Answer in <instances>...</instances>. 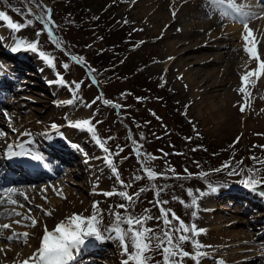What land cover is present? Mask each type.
I'll use <instances>...</instances> for the list:
<instances>
[{
  "label": "rangeland",
  "instance_id": "374dc122",
  "mask_svg": "<svg viewBox=\"0 0 264 264\" xmlns=\"http://www.w3.org/2000/svg\"><path fill=\"white\" fill-rule=\"evenodd\" d=\"M57 1L60 3H56ZM141 1L143 3H138L141 6L126 8V0H85L88 6L87 14L82 17H89L93 20L100 16L103 19L115 16L127 21L125 24L132 33L133 39H129L130 44L125 46L115 45L114 40L105 39L102 32L97 30L93 24L87 29L77 28L75 26L77 17L63 11L65 6L63 0L52 2L35 0L36 4H29L28 0H23L27 8H32L34 20L25 16L24 8H21L15 0H0V11H4L14 22L27 25L29 19L33 21L31 25L23 27L19 32H13L7 27V22L0 21V65H3L0 69V132L6 133L0 136V159L9 158L4 157V154L8 152L9 144L15 146L23 143L25 149L32 150L37 147L36 152H38L52 142L62 141L69 149L72 147L71 142L78 146V159L81 163L87 160L95 166L91 169L90 176L83 174L74 176L72 170L77 168L78 160H76L65 169L57 173L52 172L48 179L42 178L36 181L0 186V193L7 189H15L16 192L27 196L25 200L24 196L11 194L12 199L23 204L22 208L7 204L0 206V224L11 225V228L4 230L0 236V264H21L38 250L44 234V226H47L49 231H54L59 223H67L74 214L90 217L93 212H96L98 218L102 217V224L99 226L102 230L114 223V217L109 215V210L127 215L124 209L117 208L116 205L129 202L118 195L107 197L103 195L104 192L127 191L129 195L139 193L138 197L134 196L136 201L134 206H129L132 215L159 216L160 211L155 203V192L161 186L163 191L158 198L169 201L164 207L172 209L185 224L194 223L197 224L198 229L206 230L196 238L202 244L207 245L210 241L221 240L217 231H208V227L214 225L215 221H220L222 233L228 229L229 231H243L251 241L248 244L250 246L248 250L251 251L240 253L243 257L237 260L250 259L239 264H264V197L249 191L239 183L244 176L248 175L247 169L249 168L261 169L256 178L264 179V165L251 159L255 156L259 160H264V148L259 147L264 146V89L245 85V91L250 93L245 101V93L240 92L238 87L234 86L231 92L236 97L233 96L224 105L225 107L222 106L219 115L212 111L211 104L223 103L225 89L212 91L206 94L204 99L194 101L193 87L190 83H186L181 73L183 67L179 64L186 58V61L193 64L189 69L193 73L198 65H195L194 59L191 58L201 59L204 58L205 52L206 54L208 52L218 54V52L208 51L206 47H202L200 50L184 51L179 57L180 60L172 64H167L171 60L163 62L162 57L167 54L164 47L167 42L174 40L166 39L160 43L159 40H162L160 34L151 35L150 30L141 28V20L137 17L139 14L148 12L151 7L148 0H139ZM107 3L109 5L104 8ZM37 4L42 7L38 8ZM255 4L259 6L255 10L260 14V18L253 19L249 23L253 34L256 31L254 25L259 28L264 25V7H262L264 2L253 0V5ZM43 7L50 9L51 18L55 23L54 35L59 44L48 36V26L37 19V16L46 15L42 10ZM201 8V4H197L195 21H200L198 15L202 13ZM190 10L193 8L185 11L187 17H190L188 15ZM22 12L24 15L20 14ZM220 26H227V30L232 31L231 33L240 31L241 33L231 36L235 37L233 43L241 45L240 36L246 33L239 21L224 19ZM37 33L40 35L38 36ZM21 38L26 42H38L37 53L12 52L11 47ZM188 46L182 50L187 49ZM260 49H264V46H260ZM98 50L101 52L100 55L112 65L105 66L106 68L103 69L98 68L94 61ZM39 51H44L51 57L55 66H49L46 61L42 60L39 57ZM188 55L190 56L187 57ZM71 57H76V60H72ZM81 59L86 66L77 62ZM64 63L69 65L68 69H64ZM123 65H127L132 78H126L119 72H115L116 68ZM224 65L228 66L227 68L231 67L227 61L220 64L221 67ZM130 67L136 69L135 73L131 72ZM203 68L206 72L212 70L213 66L206 65ZM57 73L64 77L65 85L50 83L58 79ZM192 73L188 75L186 73V76ZM93 77L96 82H93ZM202 78L198 79L199 85L205 82ZM133 81L137 84L141 82L156 84L158 90L154 91L157 95H151L148 101L138 102L133 96L136 91L140 93L141 89ZM72 82L81 85L75 93V98L71 90L75 87ZM2 91L4 92L1 93ZM98 97L102 98L97 99ZM69 99H74L72 105L62 103ZM104 99L113 103L105 105ZM115 104H120L121 107L116 108ZM168 106L173 109H168ZM241 106L245 107L244 112L240 111ZM175 113L178 118L172 120L170 115ZM82 119H91L92 126L96 129V138L105 143V147L110 150L109 153H105L96 144L92 133L70 126V122L74 123ZM145 119H151L152 124L145 125ZM52 124L57 125L59 134L51 128ZM24 132L31 133V135L24 136ZM45 133L51 135L52 139H47ZM68 135H71L70 141ZM80 135L83 142L78 144L73 137H80ZM142 135L143 140H141ZM130 136L137 141L138 145H141V153L155 156L157 159L147 160L145 163V156H141L138 160L134 152L135 146L129 140ZM237 138H239L238 142H236ZM120 148H123L122 152L119 151ZM117 152L118 155L115 154ZM164 153L169 155L165 156ZM105 157L113 160L121 180L125 184H130V187L123 188L116 181L115 174L112 173ZM53 160L55 162L56 158ZM241 161L242 163H239ZM225 162L230 163L237 170L243 169V174L228 175L231 169L223 168ZM145 168L157 173V177L150 180L144 171ZM166 168L175 169L179 178H173L170 171L167 172L168 179L160 176L159 174ZM218 168L222 170L214 171ZM185 169L188 173H192L191 177H188ZM200 171H206L209 177L201 178ZM133 176L142 178L133 180ZM87 182L90 184L88 185ZM209 185L218 188V191L212 193ZM54 186L75 192L85 199L86 204L79 206L78 209L76 205L70 208L67 205L68 212L61 210L57 205L59 201L52 200L51 188ZM142 188L143 192L140 191ZM100 189L103 190L102 193L98 195L93 193ZM189 190L197 196L196 206L192 205V197L188 195ZM199 192L207 194L199 196ZM94 202H99V210L93 208ZM212 206L223 209L213 211ZM29 209H31L30 215L37 221L35 227L22 226L30 224V221L23 220L24 215H29ZM145 209L150 211L145 213ZM13 210L21 212L22 216L9 217L6 215L7 212ZM45 212L51 215H45ZM193 212L196 213L195 216ZM169 219H171V214H169ZM16 220H21V224H16ZM232 220H234L233 225H225ZM174 223L178 224V221ZM146 226L156 231L164 227L162 220L158 223L155 219L147 221ZM122 227L127 228V225H122ZM13 232L29 233L27 243L15 241L10 243L4 238L12 235ZM94 240L91 237L87 239L88 242ZM182 246L184 250L194 252L190 243ZM238 246L240 245H233L228 250L229 252L224 253H234L233 248L237 249ZM210 249L212 248L207 247L201 251L206 253ZM117 250H120L121 254L117 253ZM131 250L129 248V251ZM150 255L153 256L151 264L162 261L159 252L150 253ZM237 255L231 254L229 258L233 259ZM6 256L10 263L4 259ZM126 258L119 242L111 240L104 253L92 255L89 262L86 261L83 264H122ZM226 258L215 262L206 257H200V260L201 264H220L221 261L224 264ZM29 264H32V261H29ZM70 264L73 262L71 261ZM184 264H195V262L190 258H185Z\"/></svg>",
  "mask_w": 264,
  "mask_h": 264
},
{
  "label": "snow or ice",
  "instance_id": "6c2138e0",
  "mask_svg": "<svg viewBox=\"0 0 264 264\" xmlns=\"http://www.w3.org/2000/svg\"><path fill=\"white\" fill-rule=\"evenodd\" d=\"M29 4L35 3V0H28ZM208 6L211 10L218 14L220 17L225 19H231L232 21H239L245 30L246 35H244L243 39L246 41L250 47L246 48V51L250 54L252 58L259 60V56L257 55V51L255 48V42L253 37V30L249 28V23L253 19H259L260 14L255 11L246 10L248 6L245 4H237L235 0H207ZM37 7H42L37 4ZM264 7V5H262ZM45 12V16H37L38 20H41L47 27V34L53 40L59 44L56 36L54 35L55 23L51 18L50 9L43 7L42 9ZM27 14L29 16L34 15L32 12V8L29 7L26 9ZM24 15V13H20ZM175 11H173V16H175ZM0 21L7 22V27L13 32H19L23 27L27 25H31L33 23L32 20L27 21V25H22L20 23L14 22L10 17L4 12L0 11ZM127 23V21H124ZM142 31V29H141ZM39 36L40 33H37ZM142 43V42H141ZM38 42H26L24 39H19L14 43V46L11 47V51L16 53L20 51H31L32 53H37ZM39 57L46 61L49 66L54 67L53 59L49 57L44 51H39ZM72 60H76V57H71ZM169 59H172L171 57ZM78 63L85 64V62L81 59L77 61ZM86 66V64H85ZM64 69H68L69 65L67 63L63 64ZM3 68V65H0V69ZM91 71V70H90ZM259 71L264 72V62H261L259 65ZM256 71H252L247 73L242 77V82L247 85L249 77L256 75ZM58 79L52 81L50 83H55L59 85H65L66 81L64 77L57 73ZM93 82L95 78L93 77ZM182 79V77H181ZM75 87L72 90L73 97L75 98V93L80 89V83L72 82ZM166 83V81H165ZM163 86V84L161 85ZM240 92L245 93V101H247L250 93L245 91V87H241L239 89ZM123 95V94H122ZM102 97H98L97 99H101ZM143 97H137V100H143ZM62 103H66L72 105L74 103V99H69L67 101H63ZM105 105H111L113 102L107 99L103 100ZM90 106V105H87ZM116 108H120V104L114 105ZM245 107L241 106L240 111L244 112ZM155 115V113H153ZM159 119V117H157ZM70 126L73 128L86 130L89 133H92L95 138V142L105 153H109V148L105 147V143L102 142L99 138H96V129L92 126L91 119H82L78 122H70ZM51 128L59 134V129L56 124H52ZM15 131V129L13 130ZM6 133L0 132V136H4ZM24 136H30L31 133L24 132ZM47 139H52V136L45 133L44 134ZM143 135L141 136V140H143ZM190 139V138H186ZM131 143L135 146L134 152L137 155V158L141 156H145V163L147 160H155L157 157L146 155L141 153L140 147L137 141L133 139L131 136L129 137ZM239 138H237L238 142ZM29 143H32L29 141ZM74 148L78 147L77 145H72ZM15 148H19V151H15ZM264 148V146H259ZM120 152L123 151V148L119 149ZM195 151V149H193ZM118 155L119 153H115ZM180 154V153H175ZM7 155L9 158L13 157H27L30 160H34L40 163L44 162V157L34 153L28 149H25L24 144L20 143L18 145L9 144ZM165 156L169 155L168 153H164ZM107 164L111 168L112 173L115 174L116 181L123 187L128 188L131 185L125 184L123 180L120 178V174L117 168L114 166L113 160L105 157ZM258 164L264 165V160H259L257 157H251ZM239 163H242L239 162ZM223 168H230L231 170L228 172V175H242L243 169L237 170L236 167L232 166L230 163L225 162ZM222 169H214V171L219 172ZM144 171L147 173V177L151 179H155L157 177V173L154 171L145 168ZM172 172L173 178H179L178 174L175 173V169H165L164 172L159 175L165 179H168L167 172ZM261 171V169H247L248 175L244 176L243 179L239 181L240 184L243 185L244 188L248 189L251 192L257 193L259 196L264 197V179L256 178L257 174ZM185 172L188 174V177L192 176V173H188V170L185 169ZM201 178H205L208 176V173H201ZM142 177L133 176V180H139ZM155 187V186H153ZM211 192L216 193L218 188L212 187L209 185ZM141 192L144 189H140ZM161 191H163V187L155 192L156 197V206L159 207L160 215L156 217H152L150 215L143 216H133L129 211V206H134L135 197L139 196V193L134 195H129L127 191H119V192H104L103 195L107 197H111L113 195H118L120 197L125 198L129 203L127 204H118L117 208L124 209L127 215H123L120 212H112L109 210V215L114 217V223L105 229H101L99 226L102 224V217L97 216L96 212L90 217H83L81 215H72L67 223L61 222L59 223L54 231H49L47 226H44V234L41 238V243L38 250L33 253L28 259L21 262V264H29V261H32V264H70V262L74 259V253L81 250L82 247L86 245V241L88 238H94L98 241L104 240H115L118 241L123 254L127 257L122 261V264H151L153 260V256L150 253L159 252L162 256V261H156V264H184L185 258L192 259L195 264H201L200 257H206L207 253L201 251V249L210 247L209 245L202 244L197 237H199L206 230L198 229L197 226L193 223L191 225L185 224V222L180 219L177 214L169 208L164 207V205L168 204V200H161L158 197L160 196ZM11 194H16L15 189H7L3 193H0V206L14 205L17 207H23V204H20L17 200L11 198ZM207 193L199 192V196H204ZM19 195L24 196V199H27V196L24 193H19ZM188 195L192 197V205H197V196H195L191 190H189ZM176 199V197H173ZM184 203V201H180ZM93 208L99 210V202L93 203ZM29 215H24L23 220L30 221V224H25L22 226L25 227H35L37 221L30 215L31 209L28 210ZM145 213L149 212V209L144 210ZM169 214H171V219H169ZM6 215L11 216H22V213L19 211L13 210L12 212H7ZM45 215H51V213L45 212ZM196 213L193 212V216ZM155 219L158 223L163 221V229L160 231H156L153 228L147 227L146 222ZM178 221V224L174 222ZM16 224L20 225L21 220H16ZM86 225V227H85ZM122 225H127V228L122 227ZM11 228L10 224L4 223L0 224V236H2L4 230H8ZM107 233V235H105ZM191 233V235H189ZM175 234V235H174ZM29 237V233H16L13 232L12 235L4 237L10 243L15 242H23L27 243ZM190 243L194 252H189L184 250L183 244ZM129 248L132 250L129 251ZM220 264H223L221 261Z\"/></svg>",
  "mask_w": 264,
  "mask_h": 264
},
{
  "label": "bare ground",
  "instance_id": "6f19581e",
  "mask_svg": "<svg viewBox=\"0 0 264 264\" xmlns=\"http://www.w3.org/2000/svg\"><path fill=\"white\" fill-rule=\"evenodd\" d=\"M261 1L264 2V0ZM148 2L151 5L148 12L139 14L137 17L138 20H141V28L150 30L151 35H154L156 33L160 34V38L162 39L159 40L160 43H162L166 39L174 40L166 43L164 50L166 49L167 54L162 57L163 62L171 60L167 64H172L173 62L180 60L179 57L184 51L197 49L200 50L202 49V47H206V50L208 51L214 50L218 52V54H211L209 52L206 54L205 52L203 54L204 58L201 59L191 58L194 59L195 65H198L193 73L192 70H189L193 64H190L189 61H186V58L184 60H181L179 64L180 67H183V71L181 73L183 78H185L186 83H190V85L193 87L192 97L194 101L198 102L204 99V96L208 93H211L212 91H220L222 89H225V93L223 94V99L225 100H223V103L211 104V107H213L212 111L219 115V112H221L222 110V106H224L233 96H235V94L231 92L232 88L234 86L236 88L237 86L239 90L241 87H245V84L242 82V77L252 71H256L257 74L249 77L247 85H250L251 87H258L260 88V90L264 89V72L259 71L260 63L264 62V49H260V46H264V25L259 28L258 26L252 24L256 29L255 33L253 34V37L257 55L259 56V60H257L255 58H252L250 54L246 51V48L251 46L248 45L243 39L244 35L246 34L240 36L241 45H236L235 43H233L235 37L231 35H237L241 32L235 31L234 33H231L232 31L229 32L227 30V26L221 27L220 24L225 18L220 17L218 14L214 13L208 6L207 0H148ZM235 2L237 4L247 5L248 9L246 10L258 12L257 10H255V8H259V6L257 4H255L254 6L253 0H235ZM138 3H143V1L139 2V0H126V8H135L137 6H141V4ZM197 4H201L202 7V13L198 15L200 21H195V15H197ZM188 8H193V10H190V13H188L190 17H187L185 12ZM173 11H175L176 13L175 16H173ZM187 45H189L187 49L182 50ZM189 56L190 55H188L187 57ZM227 56L229 58L228 60ZM170 57L172 59H169ZM225 61L230 64V68H227L228 66L226 67L225 65L224 67L220 66V64H223V62ZM206 65H212L213 69L205 72L203 67ZM177 68L179 69V67ZM190 72L192 74L186 76V73L188 75ZM199 78H202V80L205 81L201 85H199ZM3 92L4 91H2L1 93ZM67 137L70 141L71 135H68ZM73 139L78 142V144H81L83 142V138H81V135L80 137L74 136ZM71 145H74L73 142H71ZM47 146L49 147V150ZM44 147L46 148H43L41 151L38 152H36L37 147H34L32 150H30L34 153L36 152L37 154L43 156V163L30 160L27 157H13L3 159L1 158L0 186L9 183H25L29 181H36L41 180L42 178L48 179L51 176L50 174L52 172L57 173L62 169H65L66 166H69L70 164L74 163V161L76 160H78L77 168L75 170H72V173H74L72 175L74 176H78L81 174L90 176L91 169L95 167L93 163L91 164V162L89 163L87 162V160H83L81 163V161L78 159V147L74 148L72 146L69 149L62 141L52 142L50 143V145L48 144ZM14 150L19 151V148H14ZM4 157H8L7 152L4 154ZM55 158L56 163L53 160ZM95 159L99 160V158ZM47 169L52 171H47ZM89 184L90 183H88V185ZM102 192L103 190L100 189L93 193L95 195H98ZM51 193H53L52 200H58L59 203L57 205H59L58 207L63 211L68 212L69 209H67V205H69V208L74 207L76 205L78 209L79 206L86 204L85 199L82 196L61 187H52ZM15 195L20 196L19 192H16ZM212 207L213 211L223 209L222 207ZM232 223L234 224V220H232L230 223H226L225 225L230 226L233 225ZM220 225V221H215L214 225L208 227L209 232H212L213 230L217 231L218 234H220L218 237L221 240L208 242L209 244L207 245H209L212 249L206 252V258L214 260L215 262L220 261L223 258L225 259L226 256H228V258H226L227 260H225L226 262L224 261V264H239L244 263V261L250 259L242 258L240 260H237L243 257L240 255V253L251 251L248 250V248L250 247L248 246V244H250L251 241L249 240L247 234L243 231H229V229L225 233H222ZM110 241L111 240H104L101 242H95V240L92 242L86 241V245L82 247L80 251L74 253V259L72 260L73 264L78 261H80L78 262V264H83V262L86 261L89 262V258L92 255L104 253L105 248L108 244H110ZM237 244L240 246H238L239 248L237 249L233 248L235 250L234 253H224L230 250L232 248L231 246H236ZM243 245L247 246L245 247ZM117 251V253L120 252V250ZM223 254H225L226 256ZM231 254L238 255L233 259H230L229 255ZM7 257L8 256H6L4 259L8 263H10V260L7 259Z\"/></svg>",
  "mask_w": 264,
  "mask_h": 264
},
{
  "label": "trees",
  "instance_id": "16d2710c",
  "mask_svg": "<svg viewBox=\"0 0 264 264\" xmlns=\"http://www.w3.org/2000/svg\"><path fill=\"white\" fill-rule=\"evenodd\" d=\"M48 1L52 2L55 0H48ZM15 2L17 4H19L21 8L22 7L24 8L25 16L29 17L32 20L35 19L34 15L29 16L27 14L26 9H28V8L24 4L23 0H15ZM56 3H60V2L57 1ZM34 4H36V3H34ZM63 5H65L64 10H63L65 13H72L73 17H77L76 18L77 23L75 24V26L77 28L87 29V28H89V26H91V24H93L95 26V28H97V30H100L102 32L105 39L114 40L115 45L117 44V45L128 46L130 44L129 39H133L132 33L130 32L129 28L126 26V24L124 22L125 20H123V19L117 18L115 16H108V19H103L102 16H100L97 19H93V20L90 19L89 17H87V18L82 17V15H86V13H87L86 9L88 8L85 0H63ZM108 5H109V3L105 4L104 8H106ZM100 53H101L100 50H98L94 56V61H95L96 65H98V68L103 69V68H106L105 66L112 65L111 62H109L108 60L103 58V56L100 55ZM138 68H142V67L138 66ZM129 69L132 70L131 71L132 73H135V71H136V69H132L131 67ZM115 70H116L115 72H119L122 76H124L126 78L131 77V75H129L130 71L127 69V65L126 66L123 65L121 67H118ZM133 83L141 89L140 93H138L136 91L135 95H134V93L132 94V95H134L133 98L135 100L137 99V97H143V98H145L143 100L148 101L149 99H151L150 98L151 95L152 96H154L153 94L157 95V92L154 91V90H158L156 88V84H154V83L146 84L147 82H145V83L141 82V84L140 83L137 84V82H134V81H133ZM150 91H151V94H150ZM143 100H141V101H143ZM138 102H140V101H138ZM169 107H171V106H168V109H173V108H169ZM169 112L171 113L172 110L171 111L169 110ZM170 116H171L172 120L178 118V115L176 113L171 114ZM145 122H146L145 125H147V124L151 125L152 124L151 119H145ZM181 125L182 124L179 122V126H181ZM128 154L130 156V153H128ZM202 172L206 173V171H202ZM202 172L200 171L199 175ZM207 177H209V176H207Z\"/></svg>",
  "mask_w": 264,
  "mask_h": 264
}]
</instances>
